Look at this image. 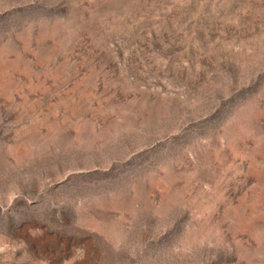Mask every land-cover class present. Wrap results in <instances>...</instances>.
Segmentation results:
<instances>
[{
	"label": "rangeland",
	"instance_id": "rangeland-1",
	"mask_svg": "<svg viewBox=\"0 0 264 264\" xmlns=\"http://www.w3.org/2000/svg\"><path fill=\"white\" fill-rule=\"evenodd\" d=\"M0 264H264V0H0Z\"/></svg>",
	"mask_w": 264,
	"mask_h": 264
}]
</instances>
